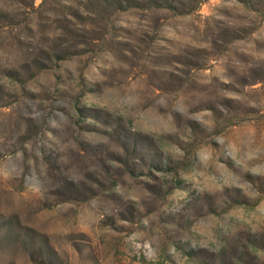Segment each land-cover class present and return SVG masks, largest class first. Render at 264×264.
Instances as JSON below:
<instances>
[{
	"label": "rangeland",
	"instance_id": "1",
	"mask_svg": "<svg viewBox=\"0 0 264 264\" xmlns=\"http://www.w3.org/2000/svg\"><path fill=\"white\" fill-rule=\"evenodd\" d=\"M0 264H264V0H0Z\"/></svg>",
	"mask_w": 264,
	"mask_h": 264
}]
</instances>
